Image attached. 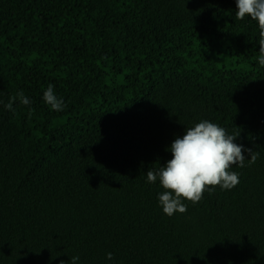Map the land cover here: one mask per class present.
I'll return each mask as SVG.
<instances>
[{
  "label": "trees",
  "instance_id": "trees-1",
  "mask_svg": "<svg viewBox=\"0 0 264 264\" xmlns=\"http://www.w3.org/2000/svg\"><path fill=\"white\" fill-rule=\"evenodd\" d=\"M236 11L0 0V264H264V67L258 23ZM21 91L30 104L6 109ZM201 120L256 160L245 151L235 187L168 216L147 171Z\"/></svg>",
  "mask_w": 264,
  "mask_h": 264
},
{
  "label": "clouds",
  "instance_id": "clouds-1",
  "mask_svg": "<svg viewBox=\"0 0 264 264\" xmlns=\"http://www.w3.org/2000/svg\"><path fill=\"white\" fill-rule=\"evenodd\" d=\"M236 19L243 20L246 16L256 21L259 26V56L258 63L264 67V0H236ZM19 99L23 105H29V99L21 91L10 98L5 108L13 110V102ZM44 102L51 110L61 111L64 107L49 84L43 93ZM238 135H229L226 130L216 123L201 120L193 127L186 128L182 137H177L168 150L172 158L158 169L147 171V181L155 183L159 180L164 189L158 195L159 204L164 214L184 213L187 206L184 200L198 203L206 190L220 186L222 189L235 187L239 183L238 173L229 171L232 165L244 166L247 151L249 163H254L256 155L252 149L234 143ZM109 260L112 253L107 254ZM78 256L71 257V264H76ZM60 264H65L61 260Z\"/></svg>",
  "mask_w": 264,
  "mask_h": 264
}]
</instances>
